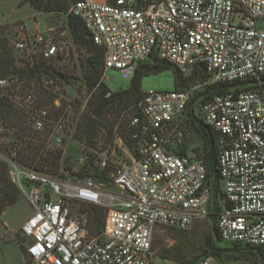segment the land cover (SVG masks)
I'll use <instances>...</instances> for the list:
<instances>
[{"label":"built area","instance_id":"1","mask_svg":"<svg viewBox=\"0 0 264 264\" xmlns=\"http://www.w3.org/2000/svg\"><path fill=\"white\" fill-rule=\"evenodd\" d=\"M70 13L103 50L104 77L115 69L131 82L144 63L161 61L204 79L143 92L129 119L134 149L115 129L114 151H95L103 171L112 167L109 188L90 176L63 179L28 168L18 161L23 142L9 155L0 152L32 208L20 230L28 240L26 264H154L158 229L190 230L211 214L221 243L264 251V30L256 28L264 0H80ZM38 26L0 22V54L9 48L15 69L0 76V105L18 106L42 131L52 125L46 108L36 109V80L45 74L44 87L57 94L55 70L42 65L51 67L63 51L52 29ZM223 85L224 92L206 94ZM186 117L216 135L215 190L204 161L186 150ZM53 132L61 142L63 123ZM83 161L92 165L87 154ZM82 205L104 209L101 234H92L88 216L73 208ZM196 264L226 263L208 256Z\"/></svg>","mask_w":264,"mask_h":264},{"label":"rangeland","instance_id":"2","mask_svg":"<svg viewBox=\"0 0 264 264\" xmlns=\"http://www.w3.org/2000/svg\"><path fill=\"white\" fill-rule=\"evenodd\" d=\"M24 2V0H0V21H2L1 17L9 20V22L26 20L29 26L37 28L38 25L32 21L36 19L39 22L38 27L40 30L52 29L51 34L55 42L62 47L63 53L60 52L50 66L51 69L55 70L57 77L62 75V79L58 77L57 94L45 88V74L38 75L36 80V109L46 108L49 112L52 129L45 126L44 130L36 131L33 128V117L22 112L18 106L12 105L23 114L24 125L28 130L4 124L3 120H0V152L9 155L14 149L15 143L23 142L18 155L19 157L23 155L28 164H33L31 167L27 166L28 168L63 179L90 176L97 183L109 188L108 179L112 167L108 171H103L99 164V156L95 151L98 148H101L104 153L114 151L115 129H118L120 135L125 138L127 145L132 150L134 149L133 144L128 139V133L129 119L137 113L136 107L135 105L120 107L116 102V104L105 108L102 113H96V103L100 90L97 87L90 90L86 84L87 68L85 63L87 57L91 54L86 48H82L74 42L69 27V15L74 3L72 0L67 1L68 13H45ZM256 28L264 30V21L256 22ZM7 51L11 56L9 48ZM179 70L183 78L191 79L186 88L204 79L200 73ZM103 77L100 83L105 84L106 78L105 85L114 93H121L129 88L131 83L123 77L120 71L115 69L108 70L105 77ZM175 87V78L172 71L146 76L142 80L143 92H171L175 90ZM49 89L52 90V88ZM56 99L61 101L60 108L55 106ZM189 111L190 109H188V115L190 114ZM60 122L64 125V132L63 135H58L61 137V142H58L55 140L53 128ZM180 124L189 134L186 140V150L190 154H196L208 168L210 146L203 128L199 123L188 117ZM90 126L94 127L93 133H90ZM24 131L26 134H24ZM91 134H94L92 138H90ZM97 141L102 142L100 146L97 145ZM85 154L92 160L90 167L83 161ZM116 155L119 158L123 157L119 150L116 151ZM18 161L20 162L19 159ZM36 163H45L46 167L42 168L41 165L34 167ZM101 176L104 179L100 178ZM210 181L214 189L216 181L211 175ZM20 192L18 202L7 209L3 218H0V241L16 240L3 246L0 251V264H26L28 261L27 256L22 253L20 248L22 246L26 249L28 240L21 235L20 230L32 214V208L21 190ZM73 208L80 214L88 216L86 207L74 206ZM211 225L212 223L208 218L196 222L190 230L186 231L173 228L158 229L153 239V249L157 255L154 264H196L208 256L215 257L211 255L212 252L208 251L206 246ZM216 248L221 250L218 259L226 264H264V262H256L254 256L250 253H242L243 248L221 242L216 244ZM164 249H170L174 257L181 255L183 262L161 260L158 254Z\"/></svg>","mask_w":264,"mask_h":264},{"label":"trees","instance_id":"3","mask_svg":"<svg viewBox=\"0 0 264 264\" xmlns=\"http://www.w3.org/2000/svg\"><path fill=\"white\" fill-rule=\"evenodd\" d=\"M24 1H25L24 3H29L36 10L45 13H54V12L68 13L69 11V7L67 6L68 0H24ZM72 1L75 3L80 0H72ZM96 1L103 2L104 0H96ZM108 2L112 4L115 2V0H108ZM69 27L73 35L74 42L77 45L81 46L82 48H86L88 52H90L91 54L89 57H87L85 63L87 68L86 84L90 90L96 87L100 90V93L98 95V100L96 103L97 114L102 113L105 110V108L110 107L113 104H116V102H118L117 104L120 107L121 106L131 107L133 105H135L136 107L143 96L142 80L146 76L159 74L164 71H172L175 78V84H176L175 89H184L186 88V86H188V84L191 81V79L183 78L182 73L178 68L166 62L151 61L144 63L141 66V68L137 72V75L131 81L129 88L122 91L121 93L120 92L114 93L110 98H106V94L110 90L104 83H100V80L103 76V65H104L103 50L93 43L87 29L85 28L81 20H79L77 17L73 16L72 14L69 15ZM7 49L8 48L4 46V51L3 53L0 54V76H5L15 70L10 53L9 51H7ZM42 68H44V70L47 69V71H50L51 67L42 65ZM227 89L228 86H224V85L219 87H214L211 88L209 91H207L206 94L207 95L220 94ZM196 100L197 99H194L191 105H193L196 102ZM23 119H24L23 114L20 113L18 110H16L12 105L6 103L0 105V120H3L4 124L15 126L23 130H28L27 127L24 125ZM200 125L203 128L204 134L208 138L209 146H210V159H209L208 171L209 174L217 182L216 135L209 128L203 126L202 124ZM89 128L91 129L90 133L91 132L93 133L94 127L90 126ZM24 134H26L25 131ZM93 135L94 134H91L90 138H92ZM18 159L25 166L28 167L33 166V164H28L26 162L27 159L25 160L23 158V155L18 157ZM38 165H41L42 168L46 167L45 163H41V164L36 163L34 167H37ZM100 178L104 179L102 176ZM20 194L21 192L19 188L10 179L8 165L0 159V218L6 212L7 209L11 208L18 202V198ZM83 207L87 208V214L89 219V231L95 236L101 234L105 220L104 209L91 205H82L81 208ZM209 219L212 224L216 225L215 214H211ZM208 236L209 237L207 238L206 241L207 249L208 251L212 252L211 255H214L215 257L218 258L221 250L216 248V244L221 241L214 242L211 234V228ZM20 248L22 250V253L23 254L25 253L24 255H26V249L23 248L22 246H20ZM241 252L250 253L251 255L254 256L256 262H262V263L264 262V251L262 249H259L257 253L254 252L253 249H249V250L242 249ZM158 257L161 260H171L178 263L183 262L182 256L180 255L179 257H174L170 249H164L161 253L158 254Z\"/></svg>","mask_w":264,"mask_h":264},{"label":"water","instance_id":"4","mask_svg":"<svg viewBox=\"0 0 264 264\" xmlns=\"http://www.w3.org/2000/svg\"><path fill=\"white\" fill-rule=\"evenodd\" d=\"M58 77H59L60 79H62V75H58ZM203 99H204V96L198 98V99L196 100V102L194 103V106L199 105ZM211 234H212V237H213L214 242H219V241H220L219 236H218V233H217V231H216L215 224H212V225H211ZM253 251L257 253V252H258V249H253ZM260 261H261V260H260Z\"/></svg>","mask_w":264,"mask_h":264},{"label":"crops","instance_id":"5","mask_svg":"<svg viewBox=\"0 0 264 264\" xmlns=\"http://www.w3.org/2000/svg\"><path fill=\"white\" fill-rule=\"evenodd\" d=\"M4 17H1V20L2 21H0V22H5V18L3 19ZM6 21H9V20H6ZM5 214V213H4ZM4 214L2 215V217L1 218H3V216H4ZM3 220V219H2ZM14 241H16V240H4V241H0V251H1V249L3 248V246H5V245H8V244H10V243H12V242H14Z\"/></svg>","mask_w":264,"mask_h":264}]
</instances>
